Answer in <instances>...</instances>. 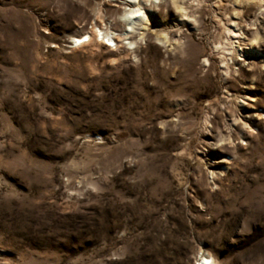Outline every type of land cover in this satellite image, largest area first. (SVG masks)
Returning a JSON list of instances; mask_svg holds the SVG:
<instances>
[{
	"label": "rangeland",
	"instance_id": "374dc122",
	"mask_svg": "<svg viewBox=\"0 0 264 264\" xmlns=\"http://www.w3.org/2000/svg\"><path fill=\"white\" fill-rule=\"evenodd\" d=\"M132 1L0 0V264H264V0Z\"/></svg>",
	"mask_w": 264,
	"mask_h": 264
},
{
	"label": "bare ground",
	"instance_id": "6f19581e",
	"mask_svg": "<svg viewBox=\"0 0 264 264\" xmlns=\"http://www.w3.org/2000/svg\"><path fill=\"white\" fill-rule=\"evenodd\" d=\"M134 3H135L134 1L130 0V2H127L126 5L129 6V5H133ZM142 16H144V13H143L142 9H140V8H137L136 10H131L128 13V15H123V19L128 21V23H127L128 24L127 25L128 28H126L125 31H124L125 35L128 36V34L132 32V30L134 28L133 25L135 24L134 23L135 20H137L138 18H141ZM95 36L96 37H101V39L106 40L108 43H111L113 41V36L114 35H113V32H111L109 30L105 31V30H102V29H98L95 32ZM90 40H91L90 36H84V38H80V39L74 40L73 43L75 42L76 46L81 47L82 44L87 43ZM202 261H203L202 264H210L211 263L208 258H204Z\"/></svg>",
	"mask_w": 264,
	"mask_h": 264
}]
</instances>
